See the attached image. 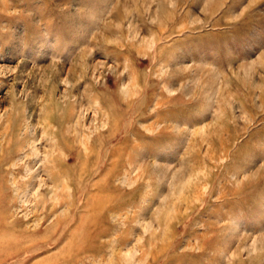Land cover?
I'll return each mask as SVG.
<instances>
[{"label": "rangeland", "instance_id": "374dc122", "mask_svg": "<svg viewBox=\"0 0 264 264\" xmlns=\"http://www.w3.org/2000/svg\"><path fill=\"white\" fill-rule=\"evenodd\" d=\"M0 264H264V0H0Z\"/></svg>", "mask_w": 264, "mask_h": 264}]
</instances>
